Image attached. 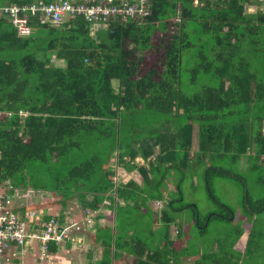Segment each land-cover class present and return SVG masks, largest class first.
<instances>
[{
  "label": "trees",
  "instance_id": "obj_1",
  "mask_svg": "<svg viewBox=\"0 0 264 264\" xmlns=\"http://www.w3.org/2000/svg\"><path fill=\"white\" fill-rule=\"evenodd\" d=\"M245 1L150 0L147 15L116 17L94 35L82 16L61 27L30 16L31 34L19 37L1 15L0 184L18 186L34 163L66 197L96 209L114 186L107 179L114 156L143 178L117 187L123 209L145 206L152 217L148 202H166L159 217L167 226L175 222L166 213L173 194L183 197L181 182L178 192L168 189L176 170L199 171L216 201L212 178L231 177L246 215L262 213L264 195L253 198L250 186L264 191V4L248 12ZM29 3L0 0V7Z\"/></svg>",
  "mask_w": 264,
  "mask_h": 264
},
{
  "label": "crops",
  "instance_id": "obj_2",
  "mask_svg": "<svg viewBox=\"0 0 264 264\" xmlns=\"http://www.w3.org/2000/svg\"><path fill=\"white\" fill-rule=\"evenodd\" d=\"M5 6H20V4H5ZM1 15H4V18L6 16L4 13H0ZM29 197L24 203L33 205L32 209L49 217L60 213L61 222L74 218L78 222H84L82 212L90 210L93 215L90 217L92 224L73 232L71 238L65 241L50 242L45 256L41 255L36 243H33L31 248L28 246L11 248L7 256L13 264H224L221 259H224L226 264H244L253 229L248 221L242 223L241 235L237 237L235 232L236 237L230 241L232 254H217L215 242L211 245L213 249L200 248L199 251H192V249L187 250L189 248L187 236L184 237L180 221L167 226L157 216L144 219L143 216L149 213L146 208H142L141 217L129 220V217L118 214V207L114 212L110 210L111 206H101L96 209L81 208L83 211L80 212V209L75 211L78 207L66 201L45 197L44 194H37L34 190H31ZM149 203L147 208L153 211ZM193 221L196 222L195 219ZM197 223H194V226ZM254 225H256L255 221Z\"/></svg>",
  "mask_w": 264,
  "mask_h": 264
},
{
  "label": "rangeland",
  "instance_id": "obj_3",
  "mask_svg": "<svg viewBox=\"0 0 264 264\" xmlns=\"http://www.w3.org/2000/svg\"><path fill=\"white\" fill-rule=\"evenodd\" d=\"M258 1L263 2L264 4V0H246L243 4V9L247 10L248 12H255L258 9L256 5V2ZM195 4L198 3L195 2ZM263 7L264 5L260 8L263 9ZM106 28L108 27L105 24H98L96 26H93L91 35H94L98 30H105ZM50 43L55 44L52 40L50 41ZM58 66L65 67L66 65L64 62H60L58 63ZM108 84L113 89L118 88V81L116 79H108ZM133 146L137 145L133 143ZM196 151H198V143L195 139L193 141L190 154L194 155ZM250 153L254 154L255 151L252 150L250 151ZM151 160H154V158L152 157ZM263 161L264 157L260 162L262 163ZM124 162L125 164H130V166H134L135 164H137V167L144 166L145 168H149V164L143 161L141 157H136L132 162L129 157H125ZM37 166L39 165L34 163L28 164L27 173L25 172L23 174L25 176V181L20 180L17 183L19 186L17 188H21L22 191L28 192L34 190L37 192V194H44L45 197L50 196L58 199V201H66L69 204L74 205L76 208L78 207V209H75V211H79L80 209V212H82L83 210H81V208H86L82 206V203L80 202L78 196L73 195L72 197H66L63 189H61L60 187L62 184H58L59 181L56 180L51 182V178H48V173L41 167ZM108 166L110 167L111 171L114 172V174H109L107 179L114 186L110 187L108 191L104 193V199H100L97 202L96 207L99 208L101 206H111L110 210L113 212L114 209L118 207V214L120 213L124 216L129 215V217L131 218L141 217V211L146 208L145 206H143V209H141V211L138 210L139 208L136 204H133L131 208L123 209V206H121L124 204L123 200L119 199L117 194L118 186L129 184L141 185L143 183L141 173H139L137 169L128 172L126 168L123 167L124 165L119 163L118 158L114 156L109 161ZM236 167L237 165L235 164L234 168ZM174 173L176 175L175 181H172V183H167L169 192H178L176 183L181 182L180 185L183 197L180 198L178 196L179 193L173 194V196L177 198V201L174 202L173 210L171 209V207H167L166 213L169 216H172L175 222L180 221L182 223L184 237L185 235L187 236V244L189 247L187 250L192 249V251H199L200 248L213 249L211 245L215 242V249L217 251V254H232L233 251L231 249L230 241L236 237L235 232L237 234L238 231H241L240 228H242V223H244L245 221H248V224H251V227H253L255 221L256 229H254L255 232H253L254 234L252 242L246 249L247 257L245 258L244 264H264V211L262 213L259 212L258 214H255V216L251 219L248 215H246V213L244 212V206L246 208L247 206L245 204L243 205V192L240 189L237 180L227 176L213 177L211 186L213 189V195L217 199L216 201L211 200L210 192L207 190L203 179H201L199 171L191 170L183 173L180 170H176L174 171ZM170 176L173 177V174ZM8 181L12 183L11 180ZM18 191L20 192V189ZM250 191L251 195H253V198H258L260 197V195H264V191L261 192L256 186H250ZM86 195L88 196L86 198L87 201H94L93 198L90 197L89 193H87ZM166 196H168V192H166ZM165 204L166 202H150L149 205L153 209L152 216L159 217L160 210L165 206ZM193 206H197V209L199 211L198 223L201 224L200 226L198 225V223L196 226H194V223L196 222L192 219V214L194 212ZM86 213L87 210H84L82 212L83 215H85ZM93 213L94 215L96 214L95 211ZM227 215H229L230 217H227ZM213 216H217V218L213 219ZM143 218L151 219V216L148 213L147 215H144ZM221 261L226 264V261L224 259H221Z\"/></svg>",
  "mask_w": 264,
  "mask_h": 264
},
{
  "label": "built area",
  "instance_id": "obj_4",
  "mask_svg": "<svg viewBox=\"0 0 264 264\" xmlns=\"http://www.w3.org/2000/svg\"><path fill=\"white\" fill-rule=\"evenodd\" d=\"M150 0H33L32 3L1 11L13 21L19 37L31 34L29 18L40 17L43 24L61 27L71 18L84 17L92 23L107 25L111 19L122 17L124 20L147 15V4ZM20 189V192L18 191ZM30 192L22 191L9 181L0 184V264H13L7 252L38 244L41 255L45 256L50 242H62L71 238L73 232L92 224L87 212L84 222L75 218L61 222L60 213L49 217L32 209L26 202ZM24 201H26L24 203ZM17 202V203H16Z\"/></svg>",
  "mask_w": 264,
  "mask_h": 264
},
{
  "label": "clouds",
  "instance_id": "obj_5",
  "mask_svg": "<svg viewBox=\"0 0 264 264\" xmlns=\"http://www.w3.org/2000/svg\"><path fill=\"white\" fill-rule=\"evenodd\" d=\"M33 1V0H32ZM32 3V2H31ZM28 5V4H27ZM20 6H23V5H20ZM6 8L8 7V8H12V7H14V6H5ZM4 6L3 7H0V13H2L3 14V12L1 11L3 8H5ZM5 18H6V20H7V22L8 23H11V25H12V28L14 29V31L16 32V34H17V29L14 27V25H13V21H12V19L10 18V17H8V16H5ZM18 35V34H17Z\"/></svg>",
  "mask_w": 264,
  "mask_h": 264
},
{
  "label": "water",
  "instance_id": "obj_6",
  "mask_svg": "<svg viewBox=\"0 0 264 264\" xmlns=\"http://www.w3.org/2000/svg\"><path fill=\"white\" fill-rule=\"evenodd\" d=\"M245 190H246L245 192L247 193V191H248V188H247V186H246V189H245Z\"/></svg>",
  "mask_w": 264,
  "mask_h": 264
}]
</instances>
